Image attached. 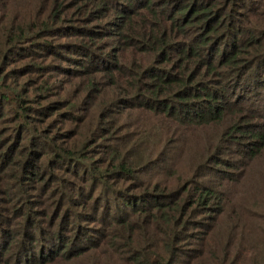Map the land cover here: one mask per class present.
Returning a JSON list of instances; mask_svg holds the SVG:
<instances>
[{
	"label": "trees",
	"instance_id": "16d2710c",
	"mask_svg": "<svg viewBox=\"0 0 264 264\" xmlns=\"http://www.w3.org/2000/svg\"><path fill=\"white\" fill-rule=\"evenodd\" d=\"M20 1L0 0V264H264V0ZM66 58L78 103L52 92Z\"/></svg>",
	"mask_w": 264,
	"mask_h": 264
},
{
	"label": "rangeland",
	"instance_id": "374dc122",
	"mask_svg": "<svg viewBox=\"0 0 264 264\" xmlns=\"http://www.w3.org/2000/svg\"><path fill=\"white\" fill-rule=\"evenodd\" d=\"M19 1L20 0H13L12 8H14V6L17 5L19 3ZM76 1H78V0H68V5H69V3L76 2ZM120 1H122V0H120ZM27 4H28L27 0H21L19 7H17V11L19 13L25 12V10L27 9ZM67 13H68V17L66 16L65 21L60 24V28H64V29L65 28H77L78 26L76 23L73 24V23L68 22L71 19V17H73L75 14H77V8L70 7L67 9ZM242 26L244 28L247 27L245 24H242ZM58 39L59 40L56 41L57 42L56 46L58 47V50L61 51V53L64 54V56L70 57V55H68V52L66 51V48H65L66 43L69 42L70 40L69 39H61V38H58ZM74 41H76V40H72L71 42H74ZM104 44H106V41H104ZM23 57H27L26 54H22L21 56L16 55V54L12 55L13 61H12V64L10 66L12 68V70L14 69V70H16V72L33 71L32 70V68L34 67L33 63H34V65H36V63H37L38 66H45L46 62L48 60V59L47 60L38 59L37 62H34V61L30 60L29 58H23ZM72 57H77V56H72ZM66 61L67 62H63V61L61 62L62 63L61 69H63V70L57 69L56 68L57 64H50L51 67L48 70L56 73L55 77H54V79H56V80H53V83H55L56 86L52 87V92L56 95H59L55 99H61V100H64L66 102L72 101V102L78 103V101L82 98V95H83L82 85H78V79L70 78L68 76H65L64 74H61L62 71H65L64 69H70L71 68V66L68 65V61H69L68 58H66ZM27 78H30V80H31L30 83L36 82L35 76L32 74L27 76ZM26 88L29 89V86H27ZM80 89H81V92H80L81 94L79 93ZM259 101H260V99H259ZM90 105L91 104H89L87 107L90 108ZM76 107H77V105H76ZM82 115L83 114L81 113V108L80 109H77V108L71 109V106H66L62 110L60 116H58V118H57L58 120H57L56 124H54V127L55 126L58 127V131L60 132L59 134H62V133L71 134L74 131L76 133H78V118L81 117ZM118 116L120 117V114H118ZM113 122L115 125H118L117 122H115V121H113ZM8 127H9L8 123H3L0 126V131H2L4 129H8ZM119 128H121V126ZM62 129H64V130L62 131ZM123 130L124 129H119L117 131L121 132ZM223 157L225 159H227L230 156L225 155ZM256 164H258V168H260L261 166H264V151L258 157ZM221 169L230 172L232 175H237V173H238V172L230 170L229 168H225L223 166L221 167ZM50 179L54 180V182H53L54 186H57L60 184V185H63L66 187V185L63 183L67 178L65 177V174L63 173V171L58 170L55 179H52L50 176H48V180H50ZM243 179H244V177L241 180H243ZM48 180H46V182ZM84 183H85L84 181H78V184L85 185L83 187L88 188L90 186L88 182L86 184H84ZM232 190L235 193L238 192V198L239 199L245 197L246 202L250 205H252V204L255 205V202H256L255 200L258 201V204H261L263 202L261 200L253 198L251 191L248 188L244 187L243 185L239 186L237 184H232V186H230L229 192H232ZM50 191L52 192L53 190H50ZM54 195H55V201L61 200V195L59 193H56L54 191ZM260 239L264 242V236L263 235L260 236ZM71 261L61 262V264H71L70 263Z\"/></svg>",
	"mask_w": 264,
	"mask_h": 264
}]
</instances>
